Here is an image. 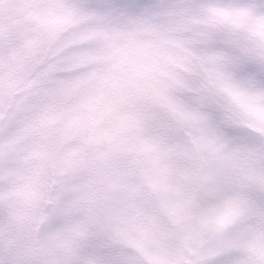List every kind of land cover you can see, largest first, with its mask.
Wrapping results in <instances>:
<instances>
[{"label": "rangeland", "instance_id": "374dc122", "mask_svg": "<svg viewBox=\"0 0 264 264\" xmlns=\"http://www.w3.org/2000/svg\"><path fill=\"white\" fill-rule=\"evenodd\" d=\"M0 264H264V0H0Z\"/></svg>", "mask_w": 264, "mask_h": 264}]
</instances>
